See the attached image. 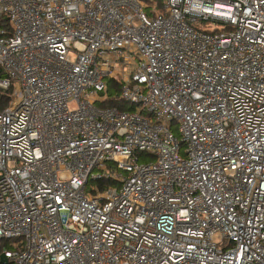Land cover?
Segmentation results:
<instances>
[{"label":"built area","instance_id":"1","mask_svg":"<svg viewBox=\"0 0 264 264\" xmlns=\"http://www.w3.org/2000/svg\"><path fill=\"white\" fill-rule=\"evenodd\" d=\"M0 260L264 264V0H0Z\"/></svg>","mask_w":264,"mask_h":264},{"label":"trees","instance_id":"2","mask_svg":"<svg viewBox=\"0 0 264 264\" xmlns=\"http://www.w3.org/2000/svg\"><path fill=\"white\" fill-rule=\"evenodd\" d=\"M111 87H115L118 90V86H116V84H114V83H112ZM108 104L110 106L111 105L118 106L120 109H126L127 108L124 104L118 103V102H115V101H112V100H110ZM0 264H4V263L0 260Z\"/></svg>","mask_w":264,"mask_h":264},{"label":"rangeland","instance_id":"3","mask_svg":"<svg viewBox=\"0 0 264 264\" xmlns=\"http://www.w3.org/2000/svg\"><path fill=\"white\" fill-rule=\"evenodd\" d=\"M176 135H178L179 136V132L176 130Z\"/></svg>","mask_w":264,"mask_h":264},{"label":"water","instance_id":"4","mask_svg":"<svg viewBox=\"0 0 264 264\" xmlns=\"http://www.w3.org/2000/svg\"><path fill=\"white\" fill-rule=\"evenodd\" d=\"M4 264H8L6 261H3Z\"/></svg>","mask_w":264,"mask_h":264}]
</instances>
